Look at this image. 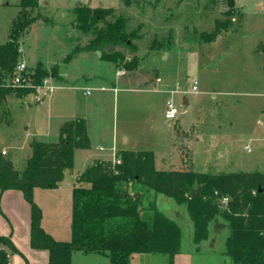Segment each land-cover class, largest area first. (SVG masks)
<instances>
[{"label": "rangeland", "instance_id": "1", "mask_svg": "<svg viewBox=\"0 0 264 264\" xmlns=\"http://www.w3.org/2000/svg\"><path fill=\"white\" fill-rule=\"evenodd\" d=\"M19 1L0 0V43L9 38L12 21L20 13ZM78 5L113 7L116 14L129 18V29L140 25L139 36L133 39L137 47L134 53L139 58L137 68L117 75L115 64L100 58L97 50H86V54L75 51L91 37L74 24ZM236 7L240 14L232 19L231 29L214 42L205 43L200 33L210 32L216 19H224L225 0H131L128 5L125 0H39L34 11L37 19L20 38V60H25L30 69L41 64L48 76L58 69L79 78L84 76L78 81L82 86L102 83L111 87L116 82L117 124L130 128L129 145L135 150L154 152L158 169L264 171V144L255 148L249 139L257 136L264 143V0H236ZM134 53L126 51L129 58ZM195 81L198 90L192 91ZM96 93L93 91V95ZM168 100L180 111L171 122L164 115ZM66 103L51 101L50 96L35 103L30 92L23 96L10 94L1 104L0 148L8 152L7 157L17 169L25 168L34 140H58V116L67 108ZM113 109L109 98L108 130L113 124ZM99 128L96 126L104 133L101 136L109 138L110 133ZM247 142L253 146L250 153L244 147ZM102 153L114 156L110 149ZM85 158L86 150L77 149L75 166L66 171L58 188L39 190L38 195L33 191L34 201L44 212L41 225L55 238H71L70 184ZM152 195L156 206L180 225L186 246L193 234L186 207L162 193ZM58 199L61 206L53 203ZM228 235V226L210 233L209 238H216L215 250L225 246ZM206 250L204 246V255ZM148 255L146 264H166L165 256ZM204 257L197 256L194 264H218L214 255Z\"/></svg>", "mask_w": 264, "mask_h": 264}, {"label": "trees", "instance_id": "2", "mask_svg": "<svg viewBox=\"0 0 264 264\" xmlns=\"http://www.w3.org/2000/svg\"><path fill=\"white\" fill-rule=\"evenodd\" d=\"M125 2L128 5L131 0ZM225 3L224 19H216L210 32L200 33L202 42H214L233 26L232 19L240 10L236 0ZM19 6L8 40L0 43V106L10 94L23 96L32 91L31 87L6 84L21 58L20 38L37 19L34 11L39 0H20ZM75 14L76 28L91 35L86 45L75 48L76 52L99 50L100 57L113 62L118 70L137 68L133 39L139 36L140 25L129 29L128 17L102 5H78ZM126 51L134 55L129 58ZM30 71L36 84L49 74L41 64ZM90 146L86 120L78 117L61 124L58 140H34L22 170L0 148V191L23 192L31 208V246L48 251V264H72L77 250L103 254L111 264H132V257L138 253L161 254L166 264H174L181 248L182 228L156 206L152 193L172 197L186 207L195 245L209 238L210 224L219 220L229 228L225 254L233 264H264V171L158 169L152 150L124 149L115 153V161L93 160L72 188L71 239H56L41 225L42 210L34 201V188L57 187L66 171L73 169L76 149ZM224 197L228 198L225 203ZM0 243L12 253H20L9 235L0 234ZM0 264H9L4 249H0Z\"/></svg>", "mask_w": 264, "mask_h": 264}, {"label": "crops", "instance_id": "3", "mask_svg": "<svg viewBox=\"0 0 264 264\" xmlns=\"http://www.w3.org/2000/svg\"><path fill=\"white\" fill-rule=\"evenodd\" d=\"M86 50H83V54H86ZM21 56L23 57V50L21 48ZM101 58V57H100ZM27 63V62H26ZM44 66H46L43 62H41ZM49 67V66H47ZM58 69V68H57ZM125 71H118L117 75L125 74ZM52 83L56 86L55 90L49 95L51 101L57 102H68L67 108L63 109L59 116V126L62 123L68 120H72L78 117L84 118L86 120L88 134L91 141L90 148L81 149L86 150L87 158L81 163V168L73 174L72 184L77 178V176L82 173L95 159H110L112 157H105L102 153L105 149L112 150V154L116 152V150H135L133 146H130L129 143L131 141V135L127 129L128 127H119L116 121V82L113 83L111 87L106 86L102 83H97L91 86H82L78 84L80 78L84 77H76L71 75L66 71H58L55 74H51ZM157 77L156 81L160 82ZM90 90V93H86L87 90ZM146 88H142L145 90ZM93 91L99 92L93 95ZM170 91V90H169ZM172 91V90H171ZM170 91V92H171ZM109 92H113V95H110ZM173 92V91H172ZM64 97V98H63ZM111 98L114 105L113 112V124L108 130L105 128V124L107 122V101ZM185 101L187 103L185 104ZM184 104L188 105L189 101L187 98H184ZM149 109L148 105L145 106V110ZM106 111V113H105ZM96 126H99V129H105L110 133L109 138L104 139L102 134L104 135L102 130H97ZM235 130L232 131L233 135L236 134ZM238 135V134H237ZM258 135V134H257ZM250 141H253V145H263L260 139L257 136H251ZM264 140V139H263ZM56 141V140H55ZM256 141V142H255ZM255 142V143H254ZM248 143V142H247ZM252 143L245 144L244 147L247 152H252L253 146ZM5 151V155L7 156V151ZM255 150V149H254ZM92 151V152H91ZM109 151V150H107ZM91 152V153H89ZM77 149L75 151L74 156V166H75V158H76ZM84 156V153H83ZM156 157V156H155ZM61 184V183H60ZM59 184V185H60ZM59 185L55 188H44L40 186H36L34 188L35 195L39 194V190H55L59 187ZM40 188V189H39ZM46 191V192H47ZM71 211H72V197H71ZM54 204L57 206H61V200L58 199ZM69 203V201H68ZM69 209V206H68ZM43 210V209H42ZM72 214V212H71ZM71 217L69 218V220ZM42 224H44V212L42 211ZM30 222H31V208L30 204L26 201L23 192L19 189H8L5 191H0V234L9 235L12 238V241L16 248L20 251V253H13L12 264H48V251L45 249H36L31 246L30 242ZM71 224V223H70ZM225 227V224L219 220H216L210 224V233L213 231H219L221 228ZM46 228V227H44ZM47 229V228H46ZM71 229V228H69ZM71 237V230H70ZM61 236H56L58 240H65L66 238H60ZM68 237V236H67ZM210 237V236H209ZM71 239V238H67ZM226 241V240H225ZM216 238L211 237L206 241L202 242L199 246L193 243V239H191L186 246L183 245L181 239V248L180 251L174 257V264H194L195 258L203 256L214 255L213 257L218 264H233L232 260H228V255L225 254L226 245L222 248L215 250ZM204 246L208 247L204 253H202V248ZM82 252L80 250L75 251L72 264H111L109 258L103 254L99 253H84V255H79ZM209 252V253H208ZM212 252L213 254H210ZM87 254V255H86ZM89 254V255H88ZM149 253H138L132 257V264H146L149 262ZM201 259V262L203 261ZM165 262V259H164Z\"/></svg>", "mask_w": 264, "mask_h": 264}, {"label": "built area", "instance_id": "4", "mask_svg": "<svg viewBox=\"0 0 264 264\" xmlns=\"http://www.w3.org/2000/svg\"><path fill=\"white\" fill-rule=\"evenodd\" d=\"M30 68L28 67V64L25 60H19L16 64L13 74L7 78L6 84L11 85L14 87H31L33 90L32 93V99L36 103L43 101L47 96H49L56 88V86L52 83V76H47L42 79V81L38 84H36L30 74ZM160 80V78H158ZM196 81L194 85L192 86V91H197L198 87L196 85ZM185 93L187 92L184 91ZM86 93H90V90L88 89ZM180 111L179 108L174 104L172 100H168L166 102L165 107V118L168 121H173L177 119ZM2 152L5 154V151L2 150ZM114 161L117 160L115 153L112 158ZM228 198L224 197L223 202H227Z\"/></svg>", "mask_w": 264, "mask_h": 264}, {"label": "water", "instance_id": "5", "mask_svg": "<svg viewBox=\"0 0 264 264\" xmlns=\"http://www.w3.org/2000/svg\"><path fill=\"white\" fill-rule=\"evenodd\" d=\"M97 53L100 55V51L99 50H97ZM186 103H187V101H185V104ZM0 249H4L7 252L8 257H9V264H12L13 253H12L11 249L7 245L1 244V243H0Z\"/></svg>", "mask_w": 264, "mask_h": 264}]
</instances>
